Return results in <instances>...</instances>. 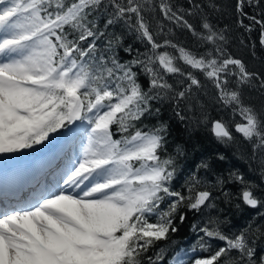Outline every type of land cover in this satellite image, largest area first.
Here are the masks:
<instances>
[{
	"label": "snow or ice",
	"instance_id": "6c2138e0",
	"mask_svg": "<svg viewBox=\"0 0 264 264\" xmlns=\"http://www.w3.org/2000/svg\"><path fill=\"white\" fill-rule=\"evenodd\" d=\"M188 2L190 9L172 0H0V156L42 145L60 150L61 161L52 167L51 180L42 190L16 206L0 207V264H163L167 242L178 231V209L202 212L215 207L214 197L199 187L195 176L187 195L174 190L175 160L162 156L166 127L144 131L137 122L158 113L151 102L165 98L185 119L182 107L191 110L203 88L198 74L211 82L217 103L231 118H240L234 124L212 120L216 139L232 143L234 130L254 154H264V112L246 104L242 91L256 84L264 90V78L225 52L224 30L205 18L197 31L186 16L202 9L194 0ZM109 6L107 25L123 22L147 48L128 63H120L115 55L119 37L108 40L107 51L97 45L104 33L90 17ZM246 7L264 13V0L235 4L239 25L249 32L245 18L259 25L264 45V15L249 16ZM155 13L208 47L197 53L169 38L171 28L165 32L158 23L153 29L150 17ZM134 67L148 77V91ZM169 77L182 88L169 83ZM117 131L120 139L113 138ZM64 145L72 150L63 152ZM9 163L0 161V166ZM229 178L244 186L240 199L245 205L264 207L243 175L230 173ZM166 200L165 211L161 204ZM179 220L183 223L185 216ZM193 230L202 233L197 245L201 251L212 248L210 241L223 242L194 264H264L245 232L227 235L211 217ZM162 241L166 246L148 255ZM171 264L186 261L177 252Z\"/></svg>",
	"mask_w": 264,
	"mask_h": 264
},
{
	"label": "trees",
	"instance_id": "16d2710c",
	"mask_svg": "<svg viewBox=\"0 0 264 264\" xmlns=\"http://www.w3.org/2000/svg\"><path fill=\"white\" fill-rule=\"evenodd\" d=\"M172 2L179 8H191L188 0H172ZM194 2L200 4L202 9L199 13L194 12L193 15L186 16L194 28L201 31L203 20L206 18L216 29L224 30L227 36V41L223 45L225 52L240 59L249 71L264 78V45L260 43V27L247 18L244 19V24L251 25L250 32L239 25V17L235 11L236 0H194ZM105 3L107 4V0ZM210 4H215L216 7L212 8L209 6ZM245 11L249 16L256 15L258 19L264 15L258 8L246 7ZM109 18L110 6L101 8L90 17L97 26L96 30L104 33L97 40L98 47L102 46V50L107 51L108 40L119 37L120 43L114 47V52L120 63H128L135 59L138 53L147 51L145 44L137 38L136 33L130 31L123 22L107 25ZM150 22L153 29L158 23L164 25L165 32L171 28L172 35L169 38L191 51L202 53L208 47L207 45L201 46L190 32L164 20L159 13L153 14L150 17ZM126 49H131V51H126ZM169 51L178 55L173 49H169ZM108 54L111 55V52ZM180 63L182 64V62ZM133 70L139 73L138 81L143 89L148 91L150 87L148 77L136 67ZM198 78L201 79L203 88L197 93L198 103L194 102L191 110L182 107L181 114L185 119L181 120L176 115L175 104L165 98L151 102L153 110L159 108L158 113L153 111V115L147 116L142 122H137V126L144 131L161 125L166 127V144L162 156L164 158L172 157L175 160L176 173L172 180L174 190L187 195V187L191 178L195 176L197 180L201 181L199 187L207 189L214 197L215 207L202 212H194L186 207L178 209L175 220L178 231L171 234V242H167V254L163 264H169L177 252L181 254L192 251V248H197V254L194 257L198 259L209 256L218 246H221L223 242L214 240L210 241L212 248L209 251H200L197 247L199 236L202 233L194 231L193 226L198 229L206 224L210 217L219 222L221 231L227 235L232 236L245 232L255 248L256 256H264V207L250 209L245 205L240 199V193L244 186L229 178L230 173L243 175L246 181L255 186L256 195L264 200V154L259 151L254 154L251 144L234 130L235 140L232 143L225 144L216 139L210 130L212 120L224 119L234 124L240 118L236 117L233 120L230 112L217 103L216 90L211 82L205 80L200 74H198ZM169 83H173L174 87L182 88V85L176 83L171 77H169ZM242 91L246 104L251 105L258 112H264V90L259 89L258 84L245 87ZM113 127L115 128V126ZM114 136L116 139L121 138L118 131ZM47 143L45 141V144ZM45 150L47 149L41 145L35 146V150H23L22 153L34 155ZM220 156H223L224 159H219ZM202 163H207L208 167H199ZM219 180L224 182L221 184L218 182ZM168 202L166 200L161 204V209L166 211ZM181 214L185 216L183 223L179 220ZM165 246L166 242H160L156 248L148 252V255H153L159 251L160 247ZM198 251L200 252L198 253ZM233 255L237 254L234 252Z\"/></svg>",
	"mask_w": 264,
	"mask_h": 264
},
{
	"label": "bare ground",
	"instance_id": "6f19581e",
	"mask_svg": "<svg viewBox=\"0 0 264 264\" xmlns=\"http://www.w3.org/2000/svg\"><path fill=\"white\" fill-rule=\"evenodd\" d=\"M80 142L78 140V144ZM83 142L86 143V139ZM67 147L69 149L72 146ZM58 151H51L33 160L21 158L20 162L15 161L14 157L9 158L11 163L0 166V207L16 206L33 193L42 190L51 180L52 167L61 162Z\"/></svg>",
	"mask_w": 264,
	"mask_h": 264
},
{
	"label": "rangeland",
	"instance_id": "374dc122",
	"mask_svg": "<svg viewBox=\"0 0 264 264\" xmlns=\"http://www.w3.org/2000/svg\"><path fill=\"white\" fill-rule=\"evenodd\" d=\"M113 138L116 139L115 136H114ZM75 147H76V148L79 147L78 141H77ZM71 150H72V147H70V148L68 149L67 145H64V146H63V152L67 153V152H70ZM58 152H59V153H58V156H59V155H60V150H59ZM49 153H50V151H49V150H46L44 153L40 154L39 156H41V155H47V154H49ZM22 156H24V155H22ZM39 156H38V157H39ZM13 157H14V156L11 154L10 156H1L0 159H2V161H4V160H9V158L11 159V158H13ZM36 158H37V157H36ZM30 159L33 160V157H31ZM14 160L17 161V162H20L21 159L14 157ZM200 251H201V250H200ZM200 251H198V253H199ZM186 252H187L188 255H187V256H184V253H185V252H183V253L180 254L181 257H183V258L185 259L186 264H194V260L197 259L196 257H194V255H196L197 252H196V251H195V252H193V251H186ZM169 264H171V261H170Z\"/></svg>",
	"mask_w": 264,
	"mask_h": 264
},
{
	"label": "water",
	"instance_id": "95a60500",
	"mask_svg": "<svg viewBox=\"0 0 264 264\" xmlns=\"http://www.w3.org/2000/svg\"><path fill=\"white\" fill-rule=\"evenodd\" d=\"M77 124H79V122H77ZM249 207V206H248ZM250 208V207H249ZM251 209H253V208H251Z\"/></svg>",
	"mask_w": 264,
	"mask_h": 264
}]
</instances>
